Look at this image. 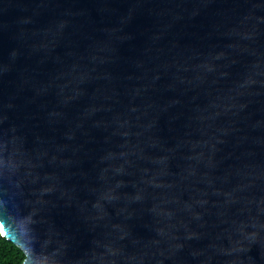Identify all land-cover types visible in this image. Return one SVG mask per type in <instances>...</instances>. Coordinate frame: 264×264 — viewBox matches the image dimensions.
<instances>
[{
  "label": "water",
  "instance_id": "obj_1",
  "mask_svg": "<svg viewBox=\"0 0 264 264\" xmlns=\"http://www.w3.org/2000/svg\"><path fill=\"white\" fill-rule=\"evenodd\" d=\"M0 233L23 264H264V0H0Z\"/></svg>",
  "mask_w": 264,
  "mask_h": 264
},
{
  "label": "trees",
  "instance_id": "obj_2",
  "mask_svg": "<svg viewBox=\"0 0 264 264\" xmlns=\"http://www.w3.org/2000/svg\"><path fill=\"white\" fill-rule=\"evenodd\" d=\"M24 253L0 233V264H23Z\"/></svg>",
  "mask_w": 264,
  "mask_h": 264
}]
</instances>
